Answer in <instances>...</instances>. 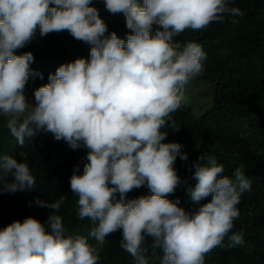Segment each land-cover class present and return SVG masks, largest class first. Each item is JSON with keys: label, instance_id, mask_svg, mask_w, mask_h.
<instances>
[{"label": "clouds", "instance_id": "9594fccd", "mask_svg": "<svg viewBox=\"0 0 264 264\" xmlns=\"http://www.w3.org/2000/svg\"><path fill=\"white\" fill-rule=\"evenodd\" d=\"M249 14L227 0H0V195L32 193L41 169L47 186L43 219L0 228V264H99L109 243L134 264L228 250L264 264V42L207 74L206 43L178 34ZM240 81L263 93L216 140ZM28 144L44 149L35 165Z\"/></svg>", "mask_w": 264, "mask_h": 264}, {"label": "trees", "instance_id": "16d2710c", "mask_svg": "<svg viewBox=\"0 0 264 264\" xmlns=\"http://www.w3.org/2000/svg\"><path fill=\"white\" fill-rule=\"evenodd\" d=\"M227 2L228 5L230 2L237 5L241 4L245 13L250 10V14L247 17H244L237 27H226L223 21L213 25L212 21H210L209 24L203 28L195 30L186 28L184 29L185 31L182 30L178 33L185 41H195V39L198 38L206 43V49L204 50L205 58L202 63L207 65V74L218 73L225 65L227 58L236 62L244 52L249 53L255 58H259L256 51L257 44L254 40L256 42L257 40L264 42V0H227ZM36 30L39 31L38 27ZM186 31H188V35L184 34ZM209 34H211V38H208ZM37 35L41 36L39 34ZM50 40V38H46L42 40V42L43 44H47ZM61 49V44H58L57 58L61 54ZM262 58H264V54L262 55ZM258 93H263L261 85H252L245 81H240L237 84V87L232 91L230 97H235L238 94L239 99H230L228 101L229 105L236 106V108L229 118L220 120V122L225 125L218 132L216 140L220 139L228 131L231 125L238 124L246 111H251L252 106L257 104L260 100ZM207 114L213 115L212 110H207ZM261 118L264 120V112L261 113ZM9 142L7 132L0 122V146L11 148ZM23 149L27 152L34 165L36 159L43 155L44 150L43 148L39 149L33 144L25 145ZM15 154L16 152L10 153V155ZM65 155L66 153L60 150L45 157L51 159L48 170L53 162L61 160ZM38 172L36 175V186L32 193L22 195L18 191H6V196L0 195V209H2L5 214L4 221L7 220L0 225V228L11 223L13 220H16L18 216H33L37 219H43V217H41L43 214V207L37 206L33 199L47 191L46 183L43 180L45 172L42 169ZM6 180V182H8L10 179L7 178ZM253 191H259L264 194V187L254 181ZM67 200H69V198H67ZM62 211L63 214H65L66 206H63ZM255 242L258 244L257 238H255ZM103 251L104 253L100 251V254H98V259H100L99 264H134V258L132 255L129 254L126 257V251L121 247L118 249L113 243H109ZM233 262V252L228 250L217 251L209 256L206 264H234Z\"/></svg>", "mask_w": 264, "mask_h": 264}, {"label": "bare ground", "instance_id": "6f19581e", "mask_svg": "<svg viewBox=\"0 0 264 264\" xmlns=\"http://www.w3.org/2000/svg\"><path fill=\"white\" fill-rule=\"evenodd\" d=\"M184 31H185V30H184ZM192 31H193V30H192ZM187 32H188V31H186V33H184V34H187ZM190 32H191V31H190ZM192 33H193V32H192ZM187 35H188V34H187ZM187 35H186V36H187ZM190 35H191V34H190ZM187 37H188V36H187ZM190 38H191V37H190ZM208 38H211V34H209V37H208ZM206 39H207V38H206ZM51 165H52V164H51ZM39 171H40V170H39ZM38 173H39V172H38ZM233 256H234V255H233ZM233 263H234V262H233Z\"/></svg>", "mask_w": 264, "mask_h": 264}, {"label": "rangeland", "instance_id": "374dc122", "mask_svg": "<svg viewBox=\"0 0 264 264\" xmlns=\"http://www.w3.org/2000/svg\"><path fill=\"white\" fill-rule=\"evenodd\" d=\"M196 91H194V93H195Z\"/></svg>", "mask_w": 264, "mask_h": 264}]
</instances>
